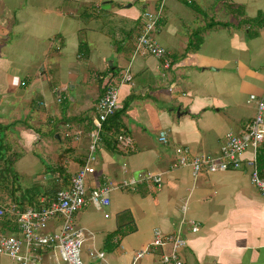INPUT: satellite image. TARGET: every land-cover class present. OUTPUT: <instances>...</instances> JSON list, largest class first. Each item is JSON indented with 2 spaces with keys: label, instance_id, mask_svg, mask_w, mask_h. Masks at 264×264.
<instances>
[{
  "label": "crops",
  "instance_id": "obj_1",
  "mask_svg": "<svg viewBox=\"0 0 264 264\" xmlns=\"http://www.w3.org/2000/svg\"><path fill=\"white\" fill-rule=\"evenodd\" d=\"M137 2L0 0V44L10 34L19 36L16 48L0 53V125L11 128L16 121L26 124L42 116L60 119L73 138L70 145L81 154L80 162L69 164V169L74 164L69 170L73 176L86 165L97 104L108 87H116L117 111L123 110L126 130L122 136L132 140L133 148L120 152L102 141L87 188L139 174H161L162 183L116 190L108 206L89 205L78 212L77 225L95 235L93 244L85 246L84 259L88 261V250L95 245L105 251L107 264H160L163 250L136 263L134 257L149 247L155 230L171 237L182 221L191 220L200 230L183 228L188 242L181 254L184 264H264V199L247 165L256 158L264 176V143L244 152L241 168L203 171L197 177L178 164L176 153L188 148L191 157H218L226 134L242 135L254 120L257 105L250 97L264 94V28L250 20L264 11V0H225L214 7L208 1L204 6L211 4V13L180 0H139L143 6ZM159 6L163 18L155 38L168 52L167 70L154 56L135 53L136 44L128 42L135 30L140 33L142 13ZM80 34L86 39L82 41ZM81 43L87 44L86 52L80 51ZM71 59H76L74 64ZM63 68L66 79L60 78ZM127 71L131 80L124 83ZM59 86L76 91L69 102L64 98L68 91L54 97ZM25 132L32 139L40 135L29 126ZM162 132L166 143L160 142ZM9 194L13 192L0 193V205L12 203ZM60 223L52 219L39 233H54ZM132 227L134 232L116 248L105 249L109 234ZM1 235L17 237L19 232L5 221ZM0 264L17 263L0 256ZM41 264H55L51 250L43 252Z\"/></svg>",
  "mask_w": 264,
  "mask_h": 264
},
{
  "label": "built area",
  "instance_id": "obj_2",
  "mask_svg": "<svg viewBox=\"0 0 264 264\" xmlns=\"http://www.w3.org/2000/svg\"><path fill=\"white\" fill-rule=\"evenodd\" d=\"M163 18V8L146 10L142 13V28L137 38L135 53L143 52L162 61V67L167 70L171 66L168 52L155 38ZM131 76L127 71L123 82H129ZM172 89H170L171 91ZM251 101L257 105L254 120L242 135L229 132L225 136L221 153L218 157L190 156L188 148H178V164L191 168L194 177L203 171L208 173L225 172L239 169L243 165L242 155L252 148L257 150L264 143V94L260 97L252 95ZM119 108V93L116 87H108L100 98L96 110L97 116L94 127L89 134L90 153L86 165L72 176L71 187L58 191L52 200L40 198L39 205L27 208L20 212L15 203L0 205V224L5 217L14 219L19 235L17 237L0 236V256H6L17 264H41L43 252L51 250L55 264H107L106 253L93 245L88 250V261L84 259L87 242L93 244L95 235L77 225L75 216L89 205L95 207L108 206L110 195L116 190H134L139 185L149 183L161 186L162 176L153 174H139L119 183L105 179L96 189L88 190V176L95 173L91 166L96 160V152L102 142L101 133L103 124L116 113ZM160 142L166 143V133H160ZM133 148L132 140L128 136L118 137L116 149L127 152ZM251 182L264 199V176L260 174L256 158L249 160ZM52 219L61 221L59 229L51 234H41L47 223ZM187 225L192 233H197L200 226L195 221H182L179 229L167 237L160 230H155L153 240L148 248L139 251L134 257V263L148 254L163 250L160 255V264H184L181 254L187 248L188 242L183 233ZM167 247L169 249L167 250Z\"/></svg>",
  "mask_w": 264,
  "mask_h": 264
},
{
  "label": "rangeland",
  "instance_id": "obj_3",
  "mask_svg": "<svg viewBox=\"0 0 264 264\" xmlns=\"http://www.w3.org/2000/svg\"><path fill=\"white\" fill-rule=\"evenodd\" d=\"M190 1L196 4L197 8L201 7L203 9L205 8L206 10H209L208 11L209 13H211L210 8L216 5L221 6L225 2V0H206V2L205 0H190ZM208 1L211 2L212 7H211V4L209 6H206V5L204 6V3L205 4L209 3ZM136 4L142 5V2H139L138 0ZM102 6L104 7V5ZM148 9L151 10V8H148ZM142 10H144V8H142ZM85 35L86 34H80V37H81L80 39L82 41L86 39ZM138 36H139V33L137 32V30H135L132 33L131 38L128 41L129 44H132V43L136 44ZM18 41H19V36H17V34H10V38L2 42L4 44H0V53L5 52L6 49L9 47L16 48V44L14 43ZM10 43H13V44H10ZM75 60L74 59L72 60L73 64L75 63ZM83 63L84 61H81L79 70L81 69V66L83 65ZM73 64L72 66L74 67ZM70 67L71 65L69 66V69ZM65 68H63L65 72L61 71L60 78H65V79L68 78L66 76ZM36 69H38V66L36 67ZM52 82L54 85V80H52ZM55 83L56 85H58L59 81H56ZM65 84H67L68 86L69 82L66 81ZM57 91L58 92L54 96L56 99L57 97H61L64 91H68L67 96L64 93V98L66 100L68 98V102L70 100V97L73 96L76 92V91L73 92L74 90H72L70 87H68V90H62L60 86L58 87ZM95 113L97 116V112ZM85 116H88V114ZM15 123L16 124L13 125L11 128L4 130L5 146H7L8 148L6 149V153L9 152L10 154L11 153L15 154V156H17L18 158L17 163L15 164V171L18 175V178L16 179L14 184L10 185L9 183L10 188H16V190L20 188V190L24 191L28 188H32L35 186L42 187V186L50 184L51 182H54V180H56V177L59 176L58 173L56 174L57 166L60 162L59 157L64 153H65V157H67L65 159L67 170L74 169V164H71L70 169L68 168L69 164L72 163L73 161H77L80 158L78 156L81 154H78L76 148H73L75 147L74 145L73 147L70 145L73 138L65 132L66 130H64L63 128L64 123H62L60 119L52 120L51 118V121H50L48 117L42 116L35 122L31 120H27L26 124L24 122H18V121H16ZM17 123H23V125L17 124ZM28 126L31 128V130H33L34 133L38 134L40 131V135L38 139H32L31 137H28L26 135L25 130H28ZM40 127H42L43 130H39ZM68 148H70L71 151H68L67 150ZM46 167H49L53 170L47 171L45 169ZM43 180H44V183L40 185L39 183L43 182ZM8 191H9V188L5 189V191L3 190V193L4 192L6 193ZM9 196L11 197V199L14 197V195L12 194H9Z\"/></svg>",
  "mask_w": 264,
  "mask_h": 264
},
{
  "label": "trees",
  "instance_id": "obj_4",
  "mask_svg": "<svg viewBox=\"0 0 264 264\" xmlns=\"http://www.w3.org/2000/svg\"><path fill=\"white\" fill-rule=\"evenodd\" d=\"M183 4L190 8H196L192 2H189L188 0H180ZM197 9V8H196ZM253 25L264 28V11H260L255 18L250 20ZM216 25V24H215ZM220 26L227 27V24L220 23L218 24ZM142 27V26H141ZM203 30H200L198 32V35L196 36L197 39H199V35L201 34ZM80 51L86 52L87 51V45L85 43L80 44ZM112 70V69H111ZM103 74L98 75V81L99 84L102 85L103 78L100 79V76L102 77ZM127 107V102L124 107V110ZM122 111H116L113 116H111L104 124H103V130L101 133L102 141L107 145L108 148L117 150L116 144L118 137L124 135L126 133L124 123L122 122ZM9 127H4L0 125V193L5 191V189L9 188V191L12 193L14 197L11 199L12 203H15L19 206L20 212H24L28 207H35L39 205V199L41 197L46 198L47 200H52L55 196V194L58 191L69 189L71 187V180L72 175L70 174V171L67 170L65 159V153L62 154L59 157V164L57 166V172L59 176L56 177V180L54 182H51L48 185L45 186H38V187H32L28 188L24 191L16 190V188H10L11 184H14L16 179L18 178V175L15 171V164L17 163V156L15 154H10L9 152L6 153L7 146H5V136H4V130L8 129ZM68 151H71L70 148L67 149ZM82 160V159H81ZM80 162V158L78 159ZM47 171L53 170L49 167L45 168ZM55 174V173H53ZM18 191V192H17ZM2 205V204H1ZM9 222L13 225V227L17 228L16 221L14 219H11L9 217L3 218L2 222ZM134 229L133 227L131 229H125L124 231L120 229L116 230L112 234H109L105 239V249L107 251H112L114 248H116L121 239L125 237L126 235L133 233ZM116 241V242H115Z\"/></svg>",
  "mask_w": 264,
  "mask_h": 264
}]
</instances>
